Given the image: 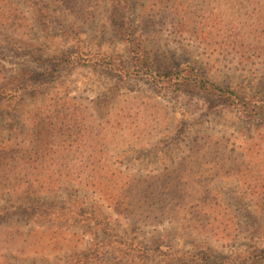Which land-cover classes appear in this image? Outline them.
Here are the masks:
<instances>
[{"label":"rangeland","instance_id":"1","mask_svg":"<svg viewBox=\"0 0 264 264\" xmlns=\"http://www.w3.org/2000/svg\"><path fill=\"white\" fill-rule=\"evenodd\" d=\"M201 78L264 102V0H0V264H264V120Z\"/></svg>","mask_w":264,"mask_h":264},{"label":"trees","instance_id":"2","mask_svg":"<svg viewBox=\"0 0 264 264\" xmlns=\"http://www.w3.org/2000/svg\"><path fill=\"white\" fill-rule=\"evenodd\" d=\"M185 76V80H190L189 75L187 73H185ZM196 82L201 88L215 90V92H217V94L219 95L230 96L226 98H229L236 105H240L246 108L245 112L251 111L252 113H254L255 117H257L258 120H264V102L247 101L245 98L242 97H231L234 94L232 91L222 88L206 78H201L200 80L198 79Z\"/></svg>","mask_w":264,"mask_h":264}]
</instances>
